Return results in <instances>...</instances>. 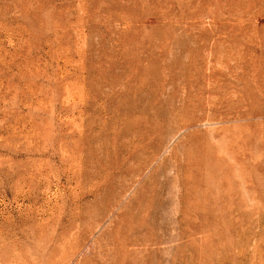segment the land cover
I'll return each instance as SVG.
<instances>
[{
    "label": "rangeland",
    "instance_id": "1",
    "mask_svg": "<svg viewBox=\"0 0 264 264\" xmlns=\"http://www.w3.org/2000/svg\"><path fill=\"white\" fill-rule=\"evenodd\" d=\"M0 264H264V0H0Z\"/></svg>",
    "mask_w": 264,
    "mask_h": 264
}]
</instances>
